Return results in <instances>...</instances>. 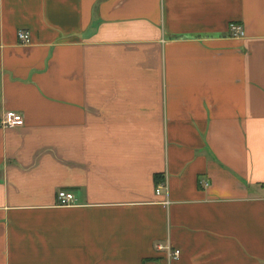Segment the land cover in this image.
Instances as JSON below:
<instances>
[{
	"label": "crops",
	"instance_id": "0c3cea01",
	"mask_svg": "<svg viewBox=\"0 0 264 264\" xmlns=\"http://www.w3.org/2000/svg\"><path fill=\"white\" fill-rule=\"evenodd\" d=\"M0 264H264V0H0Z\"/></svg>",
	"mask_w": 264,
	"mask_h": 264
},
{
	"label": "built area",
	"instance_id": "2783aa9c",
	"mask_svg": "<svg viewBox=\"0 0 264 264\" xmlns=\"http://www.w3.org/2000/svg\"><path fill=\"white\" fill-rule=\"evenodd\" d=\"M231 34L235 38H244L246 36V33L243 27L240 25L232 26ZM18 37H19V40L23 44L30 43V36L28 32L23 31V30L19 31ZM23 125H24V118L19 113H7L1 121V126L6 129L21 127ZM203 185L206 188L209 187L208 182H204ZM157 194L158 195L161 194V187H158ZM57 200H58L59 206L61 207H70V206H73L76 202L74 194L66 192V191H60L57 195ZM160 249H164V248L160 247ZM168 251L171 253L170 254L171 257L174 259H177L180 256V251H172L170 249H168Z\"/></svg>",
	"mask_w": 264,
	"mask_h": 264
}]
</instances>
